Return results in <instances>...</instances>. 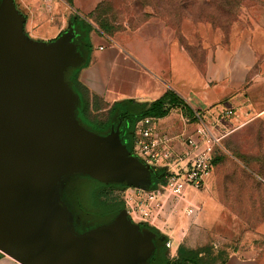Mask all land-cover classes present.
Returning a JSON list of instances; mask_svg holds the SVG:
<instances>
[{"label":"water","instance_id":"water-1","mask_svg":"<svg viewBox=\"0 0 264 264\" xmlns=\"http://www.w3.org/2000/svg\"><path fill=\"white\" fill-rule=\"evenodd\" d=\"M75 21L53 41H33L14 0H0V252L19 264H152L157 234L126 209L79 233L61 198L74 175L148 191L153 173L122 142V121L107 135L78 121L65 80L85 61Z\"/></svg>","mask_w":264,"mask_h":264},{"label":"crops","instance_id":"crops-1","mask_svg":"<svg viewBox=\"0 0 264 264\" xmlns=\"http://www.w3.org/2000/svg\"><path fill=\"white\" fill-rule=\"evenodd\" d=\"M58 1L53 0V9L48 11L42 0H14L30 39L50 42L66 31V11ZM90 40L91 63L82 69L79 80L95 104L94 113H108L113 105L125 101L151 104L173 91L192 112L202 114L217 136L226 138L256 120L264 122V28L253 33L252 52L237 64L231 53L221 48L210 50L203 61H198L164 33L138 31L99 37L91 32ZM157 125L173 139L178 153L180 137L194 135L197 128L195 121L187 122L180 108L158 118ZM217 177L214 169L209 189ZM185 194L184 201L170 200L162 213L167 230L159 233L167 237L174 252L192 240L195 229L205 232L225 210L216 187L213 197L192 188ZM190 206L198 208L193 215L187 213ZM261 250L249 247L237 251L227 264H261ZM0 264L19 263L1 255Z\"/></svg>","mask_w":264,"mask_h":264},{"label":"rangeland","instance_id":"rangeland-1","mask_svg":"<svg viewBox=\"0 0 264 264\" xmlns=\"http://www.w3.org/2000/svg\"><path fill=\"white\" fill-rule=\"evenodd\" d=\"M68 1H58L66 11L67 24L70 19H83L99 37L164 33L198 61L217 48L231 53L235 64L246 60L253 33L264 28V0H73V6ZM92 117L104 121L108 114L102 111ZM221 145L219 162L214 164L216 182L210 189L194 190L213 197L218 188L225 210L205 232L195 229L192 240L183 245L209 244L230 256L249 247L261 248L264 264V122L254 121L224 138ZM102 197L123 201L124 190L108 188ZM170 249L167 257L172 259L177 252Z\"/></svg>","mask_w":264,"mask_h":264},{"label":"trees","instance_id":"trees-1","mask_svg":"<svg viewBox=\"0 0 264 264\" xmlns=\"http://www.w3.org/2000/svg\"><path fill=\"white\" fill-rule=\"evenodd\" d=\"M68 2L73 6V0ZM92 30L93 27L83 19L75 21V42L79 45V51L85 61L78 67L69 68L65 74L66 82L79 97L76 117L82 126L99 135H107L113 126L116 127L122 121L121 139L132 153L133 130L139 120L145 117L162 118L167 116L173 109L180 108L187 118L196 121L192 110L184 105L173 91H168L161 99L151 104H138L134 101L115 104L108 111V117L104 121L93 118V110L97 109L95 104L94 106L92 104L93 100H91L89 91L79 80L82 69L88 67L91 63L90 33ZM218 162L219 158L216 157L213 164ZM162 175L163 173L159 171H153L150 189H155L164 180ZM108 188L124 190L128 186L124 183L104 184L84 175L68 177L61 183V198L73 214L74 227L77 232L83 233L97 226L108 224L122 210L126 209L122 200H103L102 192ZM93 221H99V224L91 225ZM141 228H149L157 234L155 240L156 250L150 259L152 264H227L229 260L230 254L226 250L216 252L209 244L197 248H188L182 244L177 250L176 257L169 259L167 257V237L161 236L159 231L146 224H141Z\"/></svg>","mask_w":264,"mask_h":264},{"label":"built area","instance_id":"built-area-1","mask_svg":"<svg viewBox=\"0 0 264 264\" xmlns=\"http://www.w3.org/2000/svg\"><path fill=\"white\" fill-rule=\"evenodd\" d=\"M42 2L48 11H52L53 0ZM193 117L197 128L194 135L180 137V153L176 151L173 139L158 127L157 118L145 117L135 124L132 154L153 171L163 173L164 180L148 191L132 187L124 189L123 202L133 222L146 224L164 233L167 222L162 218V213L166 204L170 200L184 201L189 188L200 190L209 187L213 163L224 137L214 133L199 111H193ZM186 119L192 122L190 118ZM196 211L198 208L193 206L187 209L189 215ZM166 245L171 247L169 241ZM1 255L4 254L0 252Z\"/></svg>","mask_w":264,"mask_h":264}]
</instances>
